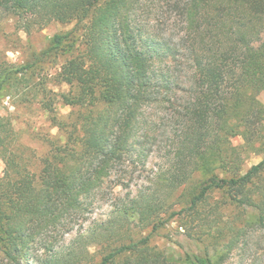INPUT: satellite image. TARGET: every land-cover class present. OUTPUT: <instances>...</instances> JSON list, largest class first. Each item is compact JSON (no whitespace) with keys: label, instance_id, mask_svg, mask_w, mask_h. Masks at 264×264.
Segmentation results:
<instances>
[{"label":"trees","instance_id":"16d2710c","mask_svg":"<svg viewBox=\"0 0 264 264\" xmlns=\"http://www.w3.org/2000/svg\"><path fill=\"white\" fill-rule=\"evenodd\" d=\"M135 2L0 0V21L15 17L25 31L54 20L76 22L73 29L50 37L32 60L0 63V101L13 95L21 80L27 86V73L64 49L79 25L86 47L84 54L63 66L65 79L76 86L68 103L83 111L66 139L41 158L39 171L11 148L14 135L0 116V156L5 162L0 176V262L32 264V249L38 244L47 252L39 264H149L156 253L143 249L168 221L176 218L185 226L204 220L212 228L215 219L203 216L200 207L216 190L233 191V199L246 211L242 226L231 225L230 238L212 253L185 251L170 259L180 264H224L248 229L264 230V187L250 191L264 171V159L240 173L237 148L231 143L236 135L248 145L264 141V109L252 106L247 97L248 90L264 82V0H185L181 12L185 31L179 37L189 52L172 56L174 67L180 71L184 66L188 75L186 102L172 96L178 76L160 67L164 57L158 46L163 45L133 21ZM153 105L161 111L175 108L176 126L170 160L157 170L155 187L186 190L194 167L213 175L198 192H190L180 209L176 207L182 202L170 203L156 190H146L130 206L80 233L81 247L56 251L51 237L66 232L125 154L139 145L148 123L146 110ZM46 108L53 111L52 105ZM133 218L143 228L152 225L151 232L139 240L121 232L125 221ZM226 234L219 230L212 236L221 239ZM92 244L102 245L99 261L89 251Z\"/></svg>","mask_w":264,"mask_h":264},{"label":"rangeland","instance_id":"374dc122","mask_svg":"<svg viewBox=\"0 0 264 264\" xmlns=\"http://www.w3.org/2000/svg\"><path fill=\"white\" fill-rule=\"evenodd\" d=\"M184 2L185 0H137L132 16L133 21L142 28L145 35L163 45L160 47L157 44L164 57L162 64L159 65L161 68H170L169 71L178 76L172 96L179 97L181 102H186L190 96L188 93L190 83L188 75L183 72L185 67H180V71L178 67H174L172 55L189 52L186 43L179 37L181 32L185 31L181 15ZM18 22L17 18L9 16L0 21V63L18 65L30 61L36 53L47 46L49 38L54 34L64 33L76 27L75 21L54 20L45 27L25 31L19 27ZM80 26H77L73 38L64 49L44 59L27 73L26 82H29L27 86L21 80L13 95L0 101V116L4 118V122L9 125L10 132L14 135L11 148L21 152L25 163L38 171L41 167V158L54 144L66 139L68 132L73 129L72 125L77 122L79 113L83 111L82 108L68 103V98L76 93V86L65 79L63 69L71 58L84 54L86 50L80 38ZM247 97L252 106L264 109V82L248 90ZM163 104L168 106L167 103ZM51 105L53 111L46 108ZM163 106L165 105H162V108ZM174 112L175 108L171 106L168 111L165 109L161 111L154 105L147 108L148 123L144 127V135L139 139V145L132 152L125 154L112 176L106 178L102 186L92 194L87 209L75 217L66 232L57 233L56 238L51 237L56 251L69 246L81 247L82 241L77 239L80 233H86L92 227L109 219L117 209L130 206L134 202L133 199L146 190H156L158 195L165 197L170 203L182 202L176 207L180 209L185 199L191 196L190 192H198L201 184L213 175L194 167L193 177L186 190L182 187L167 191L155 187L157 170L170 160L172 140L176 132L173 123ZM231 143L237 148L236 162L240 173H245L252 165L264 159V141L248 145L242 135H236L231 139ZM4 168L5 162L0 156V176L3 175ZM231 173L219 172L218 175L229 176ZM262 186L264 187V171L250 185V191L254 194ZM232 194L233 191L229 190L212 191L201 204L202 215L209 220L215 219L211 229L204 220H195L193 223L188 222L187 225L180 226V220L176 218L158 227L150 237L148 246L143 249L149 254L156 253L149 264H180L170 257L172 255L179 257L185 251L212 253L214 248H220L230 238L229 227L242 226V219L246 216L245 209L236 203ZM164 216L166 218L167 214ZM190 221L192 222V218ZM121 227V232L134 240L147 236L152 229V225L143 228L138 218L125 221ZM219 230L227 233L226 237L215 239L212 236V234L217 236ZM32 250V264H39L47 257V252L38 244ZM101 250L102 245L89 246V251L94 258L96 257V261L101 258ZM0 264L8 263L4 260ZM224 264H264V230L248 229Z\"/></svg>","mask_w":264,"mask_h":264}]
</instances>
